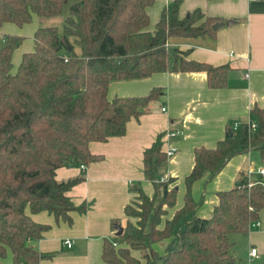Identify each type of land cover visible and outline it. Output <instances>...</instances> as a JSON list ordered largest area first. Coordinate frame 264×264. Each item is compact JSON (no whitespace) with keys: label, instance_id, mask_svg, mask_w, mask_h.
<instances>
[{"label":"trees","instance_id":"1","mask_svg":"<svg viewBox=\"0 0 264 264\" xmlns=\"http://www.w3.org/2000/svg\"><path fill=\"white\" fill-rule=\"evenodd\" d=\"M157 0H77L63 30L39 27L34 47L22 55L17 67L14 54L24 43L22 35H0V264L11 251L15 264H39L56 253H42L31 240L40 239L50 224L36 222L30 213L47 211L56 220L72 223L70 213H86V202L76 205L69 191L84 177L60 181V167L88 165L102 155L90 143L123 136L132 118H139L152 100L163 94L155 87L147 95L109 96L115 80L149 77L154 73L206 72L211 88L228 85L230 65H212L189 59L188 52L168 45L169 38L216 36L212 26L220 18L196 8L181 16L182 0L165 6L153 29L149 8ZM70 0H0V30L19 27L35 17L60 15ZM174 58L173 67L170 60ZM249 122L227 127L214 147L195 149V164L186 177L184 205L172 218L178 189L162 181L169 163L163 149L165 133L145 149L144 174L153 182L151 197L133 186L140 203L126 205V219H114L122 235L106 239L97 264H239L231 236L248 233L260 221L264 186H237L218 193L211 217L197 214L202 203L193 185L208 175L216 177L235 156L256 152L264 161V107L255 106ZM138 202V201H135ZM135 219V221H134ZM117 242V245L114 244ZM165 243L163 250L159 244Z\"/></svg>","mask_w":264,"mask_h":264},{"label":"crops","instance_id":"2","mask_svg":"<svg viewBox=\"0 0 264 264\" xmlns=\"http://www.w3.org/2000/svg\"><path fill=\"white\" fill-rule=\"evenodd\" d=\"M171 1L157 0L149 8L150 29L154 28L163 8ZM196 8L220 18V21L233 22L220 28L216 36H173L169 38L168 45L187 51L189 59L215 66L230 65L228 85L211 88L206 72L170 70L145 78L112 81L109 89L111 99L147 95L155 87H161L163 94L152 100L139 118H132L128 122L123 136L90 143L91 152L102 155L101 160L86 165L85 169L80 166L57 169L56 177L60 181L84 177L83 181L72 187L69 195L76 205L86 202L89 208L86 213L72 211L71 224L64 220L58 222L47 211L30 213L36 222L51 225L40 239L31 240L30 243L39 252L56 253L54 257L44 259L39 264L101 262L105 240H115L117 229L112 226L113 220L126 219L125 207L137 195L132 187L139 185L151 197L155 194L153 182L144 174L143 156L145 149L161 133H165L164 151L175 149L165 170V175L174 179L169 189H178L176 205L168 208L166 215L172 218L175 211L184 205L185 179L194 167L195 149L200 146H216L218 141L225 138L229 124L249 122L253 107H264V0H182L180 14L184 17ZM12 25L6 24L0 30V35H22L19 34L18 26ZM37 28L34 26L27 31L32 42L28 44L30 48L21 53L18 61L14 58L20 48L16 50L13 58L15 67L20 63L23 53L33 49ZM173 64L174 58L170 60L171 68ZM162 107H167V110L163 111ZM170 131L177 134L167 136ZM257 155L256 152L239 154L212 180H208L206 175L194 183V198L202 199L197 210L199 216L211 217L219 203L220 191L232 189L241 181L264 182L260 178L264 176L248 173L251 167H261L256 165V158L264 164ZM238 235L242 236L238 240L241 249L236 246L235 255L240 262H246L250 249L256 247L258 256L250 264H264V209L260 212V225L246 234ZM67 239L74 242L71 247L65 243ZM157 246L163 250L165 243ZM5 263L15 264L11 251Z\"/></svg>","mask_w":264,"mask_h":264},{"label":"rangeland","instance_id":"3","mask_svg":"<svg viewBox=\"0 0 264 264\" xmlns=\"http://www.w3.org/2000/svg\"><path fill=\"white\" fill-rule=\"evenodd\" d=\"M77 0H70L69 4H67L64 8V11L60 14V15H57V16H53V17H37L36 20L31 23V24H28V25H25V26H22V27H19L17 29L20 30L19 34H22L23 36H25V42L24 44L20 47V49L18 50V54L17 56L14 58L15 60H19V56L21 55V53L24 51V50H28L30 47V44L32 42V40L29 39V33H27L28 30H30V28L32 27H57L58 29H60V31L63 30V27L64 25L66 24V19L67 17L70 15V12H69V9H70V5L75 2ZM13 27H15V25H12ZM17 61H15V63L17 64ZM259 157V155H257ZM257 161L256 165L257 166H263V162L262 161H259L258 158L255 159ZM244 176H246V180H247V174H245ZM262 178V180L264 181V177H260ZM138 193L135 197V201H138V202H135L134 201V204L136 203H140L141 200H138ZM135 221V219H134ZM123 226V225H122ZM239 237H242L241 235H238V234H233L231 236L232 240L235 242V246H234V250H236V246L237 248L240 250L241 249V245H240V242L238 244V240H239Z\"/></svg>","mask_w":264,"mask_h":264},{"label":"built area","instance_id":"4","mask_svg":"<svg viewBox=\"0 0 264 264\" xmlns=\"http://www.w3.org/2000/svg\"><path fill=\"white\" fill-rule=\"evenodd\" d=\"M247 76H249V74H247ZM162 110H163V111H166V110H167V107H162ZM238 126H239V122H236V123H235V128H237ZM249 126H250V130H255V129L258 128V124H257V122H255V121H250V122H249ZM176 134H177V132H175V131H170V132L167 133V136H174V135H176ZM166 153H167V156L170 158V157H172V156L175 154V149H168V150L166 151ZM80 167H81L82 169H85V168H86V165H85V164H82ZM248 173H249V174L258 173L259 175L264 176V165L261 166V167H258V168H256V167H251V168L248 170ZM167 178H168L167 176H164V177L162 178V181H164V180L167 179ZM247 183H248L249 186H253V185H256V184H262V185L264 186V182L258 183V182H255V181L249 180ZM259 225H260V221L253 223V225H252V229L258 227ZM65 243H66L69 247H71V246L73 245L74 242H73L72 240H70V239H67V240L65 241ZM114 244L117 245V242H114ZM257 256H258V249H257L256 247H252V248L250 249V253H249V258H248V260H247L246 262H244V263H239V264H250L251 261L253 260V258H255V257H257Z\"/></svg>","mask_w":264,"mask_h":264},{"label":"water","instance_id":"5","mask_svg":"<svg viewBox=\"0 0 264 264\" xmlns=\"http://www.w3.org/2000/svg\"><path fill=\"white\" fill-rule=\"evenodd\" d=\"M233 22V20H226V21H217L213 24L212 28L214 31H218L220 28L224 27L225 25H229ZM124 231V227L122 225L117 226V232L116 235L120 236L122 235Z\"/></svg>","mask_w":264,"mask_h":264}]
</instances>
